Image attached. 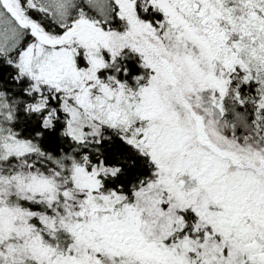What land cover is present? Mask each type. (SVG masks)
<instances>
[{
  "label": "snow or ice",
  "instance_id": "6c2138e0",
  "mask_svg": "<svg viewBox=\"0 0 264 264\" xmlns=\"http://www.w3.org/2000/svg\"><path fill=\"white\" fill-rule=\"evenodd\" d=\"M0 264H264V0H0Z\"/></svg>",
  "mask_w": 264,
  "mask_h": 264
}]
</instances>
